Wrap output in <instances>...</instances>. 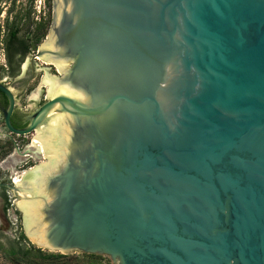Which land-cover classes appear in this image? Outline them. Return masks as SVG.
Instances as JSON below:
<instances>
[{
	"label": "water",
	"instance_id": "water-1",
	"mask_svg": "<svg viewBox=\"0 0 264 264\" xmlns=\"http://www.w3.org/2000/svg\"><path fill=\"white\" fill-rule=\"evenodd\" d=\"M45 55L52 97L22 128L4 112L18 135L59 122L29 204L44 247L264 264V0H51L50 41L17 79Z\"/></svg>",
	"mask_w": 264,
	"mask_h": 264
},
{
	"label": "rangeland",
	"instance_id": "rangeland-1",
	"mask_svg": "<svg viewBox=\"0 0 264 264\" xmlns=\"http://www.w3.org/2000/svg\"><path fill=\"white\" fill-rule=\"evenodd\" d=\"M28 13L32 23L30 27H23L18 33V38L26 40V43H29L30 40L27 38L30 37L34 27L39 23L45 26V35L34 50L28 51L22 56L21 51L24 45H17L16 42L6 45L4 42L6 34L5 25L7 21L10 22L15 16L21 18L20 23L24 22V18ZM48 35H51V0H0V80H3V82L11 87L12 93L15 96L16 108L19 112L30 113L44 98H49L46 96V88L42 87L43 90L38 99H32V94L36 92L40 85L45 69H47L48 73L55 76H58L60 73L53 60L44 61L42 58H39L37 64L34 65L33 78L25 84L23 89L13 85L21 74V68L26 57L42 47L40 45L47 40ZM0 132V142L3 143L6 138V132L2 124H0ZM34 133L35 131L26 135L12 134L16 143V150L5 161H0V264H13L7 256V251L12 246L33 253H36V249L40 248L44 251L64 254V258L58 260L64 264H98L99 262L113 264L111 258L103 254H96L99 256L98 259L91 260L84 256V252H61L50 250L44 246H38L25 234L22 213L16 205V201L19 198L11 187L14 185V177L20 176L23 170L42 161H47L44 156L35 157L31 153L27 155L23 154ZM0 146H3V144H0Z\"/></svg>",
	"mask_w": 264,
	"mask_h": 264
},
{
	"label": "bare ground",
	"instance_id": "bare-ground-1",
	"mask_svg": "<svg viewBox=\"0 0 264 264\" xmlns=\"http://www.w3.org/2000/svg\"><path fill=\"white\" fill-rule=\"evenodd\" d=\"M50 38L51 35H48L47 40H45L44 43L40 46H47ZM43 59L49 61L47 55H45ZM55 65L60 70V65L58 63ZM25 67L26 62L23 63V69H25ZM57 77L58 76L48 73L47 69H45V72L41 78L40 85L38 86L36 92L32 94V99H38L43 90L42 87L46 88V96L49 98L52 97L54 92V84ZM60 139L61 133L58 119L56 115L50 113L49 117L41 124V127H38L35 130V133L31 137L30 143L25 147V150L23 151V154L25 155L31 153L35 157L44 156L46 157L47 161H42L37 165L23 170L20 176H15L13 179L14 185L19 187V199L16 201V205L22 213L23 227L27 233V237L38 246H44V244H42L35 235L33 224L30 218V199L35 182L40 172L45 170L53 161H55L60 156Z\"/></svg>",
	"mask_w": 264,
	"mask_h": 264
},
{
	"label": "trees",
	"instance_id": "trees-1",
	"mask_svg": "<svg viewBox=\"0 0 264 264\" xmlns=\"http://www.w3.org/2000/svg\"><path fill=\"white\" fill-rule=\"evenodd\" d=\"M21 18H17L15 16L10 22H6V34L4 37V42L6 45L15 43L17 45H24L21 53L22 56L26 54L28 51L34 50L39 43V41L45 35V26L42 23H39L34 27L29 38L30 42L26 43V40H20L18 38V33L23 29V27H30L32 21L30 20L29 13L24 18V22L20 23ZM7 256L13 264H64L61 263V258H64V254L52 253L48 251L41 250L40 248L36 249V253L23 251V249L16 248L12 246L7 251ZM85 257L96 260L99 256L96 254L85 253ZM98 264H103L99 262Z\"/></svg>",
	"mask_w": 264,
	"mask_h": 264
},
{
	"label": "flooded vegetation",
	"instance_id": "flooded-vegetation-1",
	"mask_svg": "<svg viewBox=\"0 0 264 264\" xmlns=\"http://www.w3.org/2000/svg\"><path fill=\"white\" fill-rule=\"evenodd\" d=\"M29 72L30 71L28 68V75H29ZM32 78H33V75H31L29 78L23 79V80L16 79L15 82L13 83V85L23 89L25 84L28 83ZM0 82L3 83L6 87H8L12 93L11 87H9L5 82H3V80H0ZM12 95H13V106L9 110V108H10L9 98L6 96V94L3 91L0 90V124H2V127L4 128V130L6 132L5 133L6 138H5L4 142L3 143L0 142V144H3V146H0V161H5L8 157L12 156L16 150V147H15L16 143H15L14 137L12 136V134H16V133L11 132L7 128V126L5 124L4 112L9 111V121H10V124L14 128H22V127L26 126V124H27V120L25 119L26 115L32 113L35 110V108H34L33 111H31L30 113H27V114L19 112V110L16 108L15 96L13 93H12ZM47 99L48 98H44V100L41 103H43ZM41 103H39V105Z\"/></svg>",
	"mask_w": 264,
	"mask_h": 264
}]
</instances>
